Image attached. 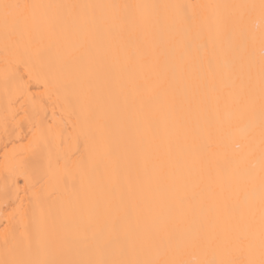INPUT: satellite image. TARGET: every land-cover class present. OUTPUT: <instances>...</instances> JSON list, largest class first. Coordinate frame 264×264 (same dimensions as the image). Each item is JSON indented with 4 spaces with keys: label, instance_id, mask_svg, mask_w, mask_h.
<instances>
[{
    "label": "bare ground",
    "instance_id": "6f19581e",
    "mask_svg": "<svg viewBox=\"0 0 264 264\" xmlns=\"http://www.w3.org/2000/svg\"><path fill=\"white\" fill-rule=\"evenodd\" d=\"M0 264H264V0H0Z\"/></svg>",
    "mask_w": 264,
    "mask_h": 264
},
{
    "label": "snow or ice",
    "instance_id": "6c2138e0",
    "mask_svg": "<svg viewBox=\"0 0 264 264\" xmlns=\"http://www.w3.org/2000/svg\"><path fill=\"white\" fill-rule=\"evenodd\" d=\"M7 7V6H6Z\"/></svg>",
    "mask_w": 264,
    "mask_h": 264
}]
</instances>
